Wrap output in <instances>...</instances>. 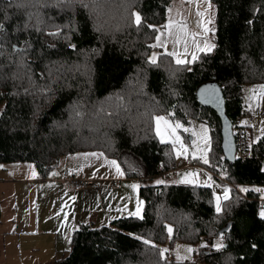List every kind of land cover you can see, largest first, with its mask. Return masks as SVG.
Segmentation results:
<instances>
[{"label": "trees", "instance_id": "trees-1", "mask_svg": "<svg viewBox=\"0 0 264 264\" xmlns=\"http://www.w3.org/2000/svg\"><path fill=\"white\" fill-rule=\"evenodd\" d=\"M171 2L0 0V163L31 161L44 174L66 153L100 150L124 164L132 155L145 171L127 175L139 182V216L80 223L69 250L50 264H170L160 250L168 225L170 242L205 240L196 249L201 264H264L262 201L251 187L264 184V134L249 141L235 123L244 112L242 84L264 81V0H210L212 50L182 64L159 52L151 63ZM132 13L142 17L140 26ZM210 81L241 129L232 128L234 141L239 134L251 156L229 161L222 153L220 118L195 94ZM158 113L207 122L208 169L218 163L226 180L248 191L234 189L218 213L210 186L152 182L175 166L169 142L155 134ZM215 234L223 248L211 247Z\"/></svg>", "mask_w": 264, "mask_h": 264}, {"label": "rangeland", "instance_id": "rangeland-1", "mask_svg": "<svg viewBox=\"0 0 264 264\" xmlns=\"http://www.w3.org/2000/svg\"><path fill=\"white\" fill-rule=\"evenodd\" d=\"M213 5L210 0H172L171 5L168 8L166 18L161 27H158L154 34L152 45L159 43L160 46L153 47L150 52V56H157L159 52L174 53L171 55L174 61L182 60L190 62L193 60V56H196L199 52H209L212 50L213 33H212V15ZM199 13L200 15H197ZM170 25L169 27H166ZM159 37V41H157ZM256 87V88H253ZM264 87L263 82H250L245 83L243 92H241V105L244 112L236 117V124L246 127L249 133V141H255L258 137L264 134ZM164 117L163 121H156V117ZM154 130L157 138L161 141L169 142L174 154V168L162 172V176H156L151 179L152 182H179L185 184H201L210 186L213 196V206L217 207V198H219L220 208H222V201L225 199V189L228 190L227 197L234 189H243L241 186L236 187L234 183L224 178L223 170L217 165L216 169L211 171L209 160V148H210V127L204 120H198L190 118L187 121L179 119H172L166 114L158 113L153 117ZM179 124L180 127L175 126ZM235 125V124H233ZM236 125L233 127L235 130ZM177 137L179 138L177 140ZM183 145V147L181 146ZM179 153H185L178 155ZM93 153L97 155H92ZM102 154V155H101ZM204 158L208 160V163H204ZM103 159V160H102ZM126 159H128L126 161ZM125 163H134L132 158L127 157ZM111 161H115L118 164V159L114 157L106 156L100 150H93L91 154L88 151H78L73 154H69L61 158L46 175V179L49 177V173L53 170L62 171L63 168L71 171H75L78 175L96 174V173H109L113 178V181H121V179H132V177L126 176L124 169H120L119 175L117 170L114 171ZM122 161V160H121ZM104 162V163H103ZM129 164V165H130ZM115 165V166H116ZM70 166H74L70 168ZM79 167L78 168H76ZM136 169H132L128 172H135L141 175L143 171H140V166L134 164ZM53 169V170H52ZM117 169V167H116ZM143 170V168H142ZM127 171V170H126ZM212 174V177L208 173ZM36 168L31 161H7L0 163V181H24L26 176L34 178ZM38 175V174H37ZM136 181V180H135ZM63 184V183H62ZM64 185V184H63ZM22 184H17V192L19 195L25 194L30 196V208L32 216L26 214L25 211L18 213L17 216L22 223V229L24 231L21 234L20 250L18 241L15 237H7L4 258L0 256V264H50L52 260L59 256L61 253H65L70 247V237L64 238V235L58 230L57 234V246L55 250V256L49 261H42L39 258L38 251L36 253L32 250V247H36L41 251L44 247V237L54 234L44 231L46 223L51 221H57L59 224L65 225L67 221L63 219V215L68 207L67 200L63 199L57 194L52 197L44 198L41 196L39 199V211H38V223L41 228V232L34 233V235L28 232L31 229V224L25 222H34V206L36 202H33V194L25 192H19L18 189L22 187ZM26 189L29 185H24ZM139 187V185H137ZM64 187L73 192L71 189ZM138 187L136 192L138 191ZM251 187L259 194V199L262 201L261 210L264 211V184H252ZM0 189L10 190L6 185L0 184ZM32 196V198H31ZM38 203V202H37ZM140 206V214L142 212V199L139 195L134 193L132 196H127V205L131 208L128 213L135 212L137 206ZM9 207V205H7ZM27 209H29L27 207ZM25 209V210H27ZM7 210L5 209L4 212ZM261 211V212H262ZM43 212L46 216H43ZM9 213H7L8 216ZM139 214V215H140ZM59 217H62L59 219ZM167 228H171L169 225ZM71 236V235H70ZM170 234L164 242L160 243V250L167 249L164 255L171 259L170 264H201L197 258V248L200 244L205 243V240H200L196 244H192L183 240H173L170 242ZM211 247H215L217 243H223L220 235H213L211 239ZM42 246V247H40ZM1 248V241H0ZM42 248V249H41ZM192 249V251H188ZM19 250V251H18ZM2 252V251H0ZM43 252V251H42ZM47 254H52L54 250L45 251Z\"/></svg>", "mask_w": 264, "mask_h": 264}, {"label": "crops", "instance_id": "crops-1", "mask_svg": "<svg viewBox=\"0 0 264 264\" xmlns=\"http://www.w3.org/2000/svg\"><path fill=\"white\" fill-rule=\"evenodd\" d=\"M244 85L245 83L241 86V92H243ZM78 151H88L89 154L93 152V150ZM74 152L66 153L65 155L61 156L58 161L69 154H73ZM129 158H132L135 161L134 156L129 155ZM129 164L130 163L124 164L118 159L117 165L119 166V172H117V174L119 175L121 173L120 169L122 170L123 168L127 176L130 173L128 171L136 169L134 164L139 165L140 171H143L141 175L144 174V166L141 161L138 160L137 162L131 163L130 165ZM53 166L50 167L44 174H39L36 170L38 175L35 174L33 179L31 176H26L24 181H0V184L6 185L10 190V192L8 193L7 190L0 189V251H2L0 252L1 258H4L5 256L3 251L5 248L7 237H15L19 244L18 249L20 250L21 234L24 229H22L23 221L19 219L17 214L20 213V211H25L26 214L32 216L31 208L29 205L30 196L25 194L19 195L16 187L17 184L23 185L18 189L19 192L26 191L28 194L36 193L32 195L34 196L33 202H36V205L34 206L35 220L33 223H31V221L25 222V225L27 223L31 224L32 227L28 232L32 233L33 235L34 233L41 232V228L38 223L39 201L36 199V197L38 199L40 197V194L38 195L39 191H41V196H44V198L52 197L53 195L58 194L63 199V201L67 200L68 202V207L65 214L63 215V219H65L67 223L65 225L59 224L57 222L58 220L47 222L45 228L43 229L44 231L53 233L54 237H52L51 235L44 237L43 245L45 248L42 250L43 252L36 247H32V250L35 253L36 251H38L39 258L42 259V261H49L55 256L58 230L61 234L64 235V238L68 239L72 230L76 228L80 223H90L94 226H97L105 224L110 219H113L115 217L130 215V213L128 212L131 210V208L127 205V196L133 197L135 193V195L138 194L139 198H141L139 194V187L137 192V187H132V185H139V182L135 181L134 179V181H132L131 179H121V181H113V178H110L111 176L109 175V173L103 172L96 174L86 173L85 175H80L84 177H96L102 179L101 185L98 187V189L85 188L71 192L67 190L62 184L61 171L52 169L53 171L49 173L50 175L48 179L45 178L49 170L51 168H54ZM72 167L74 166H70V168ZM112 167L114 171L117 170L115 165H112ZM76 168L79 169V167L77 166ZM24 185H29V187L26 189ZM7 205H9V207ZM27 207L29 209H27ZM5 209L7 210L6 212H4ZM7 213H9L8 216H5L7 215ZM43 216H46L45 212H43ZM61 218L62 217H59V219ZM50 250H54V252H52V254H47L45 252Z\"/></svg>", "mask_w": 264, "mask_h": 264}, {"label": "water", "instance_id": "water-1", "mask_svg": "<svg viewBox=\"0 0 264 264\" xmlns=\"http://www.w3.org/2000/svg\"><path fill=\"white\" fill-rule=\"evenodd\" d=\"M197 100L211 107L219 116L221 123V149L224 156L232 161L234 159L235 142L232 131V122L224 114V97L215 82H204L198 85L195 91ZM229 222L218 230L222 232L227 228Z\"/></svg>", "mask_w": 264, "mask_h": 264}, {"label": "built area", "instance_id": "built-area-1", "mask_svg": "<svg viewBox=\"0 0 264 264\" xmlns=\"http://www.w3.org/2000/svg\"><path fill=\"white\" fill-rule=\"evenodd\" d=\"M235 131L240 132L241 129L235 128ZM234 142H235V150H234L235 157L243 158L246 156H251V153L244 148L243 138L239 136V134ZM156 170L159 172L161 171L160 165L156 166ZM208 174L212 177V174L210 172ZM61 181L67 188L71 189L74 192L85 188L98 189V187L101 185L102 179L96 177L80 176L75 171L63 169L61 171Z\"/></svg>", "mask_w": 264, "mask_h": 264}, {"label": "snow or ice", "instance_id": "snow-or-ice-1", "mask_svg": "<svg viewBox=\"0 0 264 264\" xmlns=\"http://www.w3.org/2000/svg\"><path fill=\"white\" fill-rule=\"evenodd\" d=\"M132 15L135 17V24L137 25V26H140L141 24H142V17L138 14V13H132ZM197 15H200L199 13H197ZM170 25H167L166 27H169ZM151 27V26H150ZM3 30V26L2 25H0V31H2ZM159 37H157V41H159ZM152 47H158V46H160L159 45V43H157L156 45H151ZM14 51H15V48H14ZM168 55H174V53H168ZM193 59H195V56H193ZM156 61H157V57L155 56V55H153L152 57H151V59H150V62L151 63H156ZM176 63L177 64H182V63H185V61H182V60H177L176 61ZM262 90H264V87H262ZM156 119V121H157V123H158V125H159V122L160 121H163L165 118L164 117H156L155 118ZM176 128H179L180 127V125L179 124H177L176 126H175ZM179 138L177 137V140H178ZM182 147H183V145H181ZM181 154H185V153H179L178 152V155H181ZM92 155H97V154H95V153H93ZM102 155V154H101ZM112 165H116V162L115 161H111L110 162ZM204 163H208V160L206 159V158H204ZM116 167H117V171L119 172V166L118 165H116ZM122 174V173H121ZM158 183H160L159 181H158ZM132 187L133 188H135V187H138L137 185H132ZM241 191H248V189H241ZM257 191H259V190H257ZM227 193H228V190L227 189H225V199H227L228 197H227ZM217 201H218V203H217V207H216V211L219 213L220 211H221V208H220V204H219V198H217ZM139 214H140V206H139V204H138V206H137V210L135 211V212H132V213H130V215H132V216H139ZM261 216L262 217H264V211H262L261 212ZM168 232H169V234H170V236H171V233H172V229L171 228H168ZM144 243H146V244H148V243H150L149 241H147V240H145L144 241ZM215 247H217V248H223L224 247V245L222 244V243H217V245H215ZM167 251V249H164V250H161V256L163 257V255H164V252H166ZM188 251H192V249H188Z\"/></svg>", "mask_w": 264, "mask_h": 264}]
</instances>
